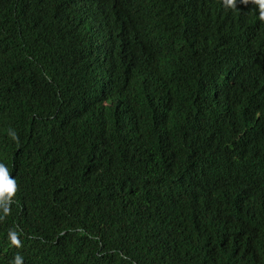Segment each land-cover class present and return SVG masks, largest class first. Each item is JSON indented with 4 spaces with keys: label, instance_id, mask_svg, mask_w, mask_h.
Masks as SVG:
<instances>
[{
    "label": "trees",
    "instance_id": "obj_1",
    "mask_svg": "<svg viewBox=\"0 0 264 264\" xmlns=\"http://www.w3.org/2000/svg\"><path fill=\"white\" fill-rule=\"evenodd\" d=\"M0 163V264H264L257 6L0 0Z\"/></svg>",
    "mask_w": 264,
    "mask_h": 264
},
{
    "label": "clouds",
    "instance_id": "obj_2",
    "mask_svg": "<svg viewBox=\"0 0 264 264\" xmlns=\"http://www.w3.org/2000/svg\"><path fill=\"white\" fill-rule=\"evenodd\" d=\"M241 3L247 5L248 3H254L258 9V17L261 22H264V0H240ZM223 3L226 7L233 9L237 8V0H223ZM14 139L18 140V137L14 132L11 133ZM18 190V185L14 179L11 178V175L7 167L0 163V208H3L4 212L9 211L7 205H9L14 198ZM14 243H19L16 239V236H12ZM13 264H22V258L17 255Z\"/></svg>",
    "mask_w": 264,
    "mask_h": 264
}]
</instances>
